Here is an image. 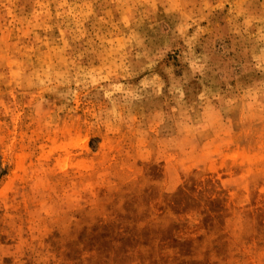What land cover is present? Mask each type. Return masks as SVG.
I'll return each instance as SVG.
<instances>
[{"label": "rangeland", "instance_id": "1", "mask_svg": "<svg viewBox=\"0 0 264 264\" xmlns=\"http://www.w3.org/2000/svg\"><path fill=\"white\" fill-rule=\"evenodd\" d=\"M0 264H264V0H0Z\"/></svg>", "mask_w": 264, "mask_h": 264}]
</instances>
